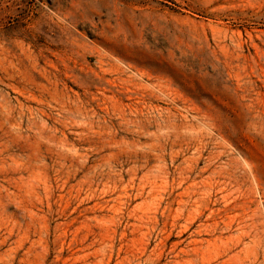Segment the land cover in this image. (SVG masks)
<instances>
[{"label": "rangeland", "instance_id": "374dc122", "mask_svg": "<svg viewBox=\"0 0 264 264\" xmlns=\"http://www.w3.org/2000/svg\"><path fill=\"white\" fill-rule=\"evenodd\" d=\"M0 264H264V0H0Z\"/></svg>", "mask_w": 264, "mask_h": 264}]
</instances>
